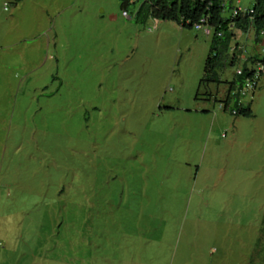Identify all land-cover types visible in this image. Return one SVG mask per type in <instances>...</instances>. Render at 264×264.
I'll use <instances>...</instances> for the list:
<instances>
[{
  "label": "rangeland",
  "instance_id": "obj_1",
  "mask_svg": "<svg viewBox=\"0 0 264 264\" xmlns=\"http://www.w3.org/2000/svg\"><path fill=\"white\" fill-rule=\"evenodd\" d=\"M146 1L0 0V264H264V77L224 111L238 68Z\"/></svg>",
  "mask_w": 264,
  "mask_h": 264
},
{
  "label": "trees",
  "instance_id": "obj_2",
  "mask_svg": "<svg viewBox=\"0 0 264 264\" xmlns=\"http://www.w3.org/2000/svg\"><path fill=\"white\" fill-rule=\"evenodd\" d=\"M123 1L124 10L128 11L133 0ZM236 9L238 8L235 0H147L139 8L137 20L140 23H146L152 18L172 21L190 29H194L196 24L205 20L206 26L212 27L215 36H213L214 44L207 62L206 77L201 84L221 83L218 70L225 71L229 67H235L244 54L242 45L235 44L237 32L250 33L254 31L258 43L262 40L260 36L264 31V0H257L256 5L251 8L254 10L253 14L234 15ZM219 34L222 36L220 37ZM233 47L235 48L234 53ZM248 65L245 67L244 75H236L234 81H227L233 86V89L237 88V84L243 86L244 82L252 76ZM199 96L200 93H198V99ZM216 101H218L217 98ZM236 104L239 106L238 101ZM239 116L253 117V111L251 108H243Z\"/></svg>",
  "mask_w": 264,
  "mask_h": 264
},
{
  "label": "clouds",
  "instance_id": "obj_3",
  "mask_svg": "<svg viewBox=\"0 0 264 264\" xmlns=\"http://www.w3.org/2000/svg\"><path fill=\"white\" fill-rule=\"evenodd\" d=\"M239 3L241 4V2L239 1ZM237 8L239 9V8H242V9H244L243 7H239V6H237ZM244 10H248V12L247 13H250L251 11H254L253 9H244ZM251 14H253V13H251ZM125 15L126 16H130V13L128 12V11H125ZM157 20V22H158V24H160V22H161V20H159V19H156ZM204 21L205 20H203L201 23H198V24H196V26H195V29H197V25H200V24H203L204 23ZM206 23V22H205ZM203 25H205L206 26V24H203ZM182 28H184V27H182ZM211 29H212V27H210ZM197 30H201V29H197ZM203 30V29H202ZM204 31V30H203ZM206 33V32H205ZM251 33H255L254 31H251L250 33H248V34H251ZM206 35H208L207 33H206ZM255 35H256V33H255ZM209 37H213V36H215V34H214V30L212 29V34L211 35H208ZM219 36L221 37L222 36V34H219ZM261 39H262V37H264V31L262 32V34H261ZM262 42V40L260 41V42H258V43H261ZM241 48L244 50V54H242V57H241V61L240 62H237L236 63V65H235V67H233V68H238L237 69V72L235 73V76L236 75H238V76H242V75H240L239 74V70H241V69H243V71H244V73H245V67H246V65L247 64H249L248 65V68L250 69V68H252L251 67V63H259V62H262L263 63V66H264V60H256V59H254V58H248V56L246 55V50H245V47H243V46H241ZM233 53L235 52V48L233 47ZM253 60V61H252ZM257 63V64H258ZM250 72H251V70H250ZM244 73H243V75H244ZM235 76H234V78H235ZM264 77V70H263V72H262V75H261V78H260V81H259V86H258V88L253 92V94L252 95H256L257 94V91L259 90V88H260V84H261V80H262V78ZM234 78H233V80L232 81H234ZM229 82H231V81H229ZM245 83V82H244ZM227 85H228V90H227V92H226V94H225V97H224V99L222 100V101H220L221 102V109H223L224 111H228L233 105H234V103H235V108H233V110H232V112H233V114L234 115H236V116H239L240 115V111H241V109H243V108H245V106H244V104H243V101H242V98L241 97H239V96H236L235 98L232 96V93H233V91L235 90V87H234V89H233V86L232 85H230L228 82H227ZM244 85V84H243ZM238 86H241V85H239V84H237L236 85V87H238ZM246 99V98H245ZM239 102V106H237V104H236V102Z\"/></svg>",
  "mask_w": 264,
  "mask_h": 264
},
{
  "label": "built area",
  "instance_id": "obj_4",
  "mask_svg": "<svg viewBox=\"0 0 264 264\" xmlns=\"http://www.w3.org/2000/svg\"><path fill=\"white\" fill-rule=\"evenodd\" d=\"M248 10H244L242 8L236 9L234 15H239L242 13H247ZM250 13H254L251 11ZM205 24V21L204 23ZM203 24L197 25V29H203L208 35L212 34V29L209 26H205ZM251 70V77L245 81L243 86H238L232 93V96L235 98L236 96L241 97L242 99L248 98L249 95H252L253 92L258 88L259 81L264 70V66L262 62L258 63V69L250 68ZM243 69L239 70V74L243 75Z\"/></svg>",
  "mask_w": 264,
  "mask_h": 264
},
{
  "label": "bare ground",
  "instance_id": "obj_5",
  "mask_svg": "<svg viewBox=\"0 0 264 264\" xmlns=\"http://www.w3.org/2000/svg\"><path fill=\"white\" fill-rule=\"evenodd\" d=\"M234 58V57H233Z\"/></svg>",
  "mask_w": 264,
  "mask_h": 264
}]
</instances>
